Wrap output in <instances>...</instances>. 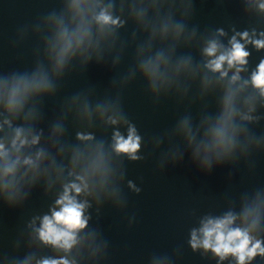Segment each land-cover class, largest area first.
<instances>
[{
  "label": "water",
  "instance_id": "95a60500",
  "mask_svg": "<svg viewBox=\"0 0 264 264\" xmlns=\"http://www.w3.org/2000/svg\"><path fill=\"white\" fill-rule=\"evenodd\" d=\"M179 1L0 0V143L8 160L17 153L11 147L17 128L30 141ZM102 8L120 24L101 28L95 16ZM67 38L73 44L58 67ZM41 78L47 89L37 91L32 82ZM18 86L20 103L9 112ZM3 164L0 159V170Z\"/></svg>",
  "mask_w": 264,
  "mask_h": 264
},
{
  "label": "clouds",
  "instance_id": "9594fccd",
  "mask_svg": "<svg viewBox=\"0 0 264 264\" xmlns=\"http://www.w3.org/2000/svg\"><path fill=\"white\" fill-rule=\"evenodd\" d=\"M258 7L261 11H264V3H260ZM95 21L101 28L107 25L120 24L119 18L113 19L108 10L104 8L95 16ZM219 34L224 35V32L220 31ZM237 35L240 37V40L234 35L229 41L230 47L228 48H225L216 40H210L203 50L204 55L209 58L205 65L206 68L213 73H219L221 79L227 77L230 70H235L229 81L230 85H235L241 79L240 73L248 63L250 53L246 51V45L252 44L257 50L264 49V33H261L260 39H255L254 33L253 36H249L248 32L237 33ZM82 39L83 37H80L76 40L77 47H79ZM241 40L243 43L240 42ZM72 44V38L65 40L64 47L58 59V67L62 65L64 55L71 49ZM149 70L154 73V66H149ZM248 83V81H244V84L240 87H246ZM32 84L37 91L47 89V83L42 78L39 81L34 80ZM251 85L259 91L261 96H264V60L252 72ZM24 87L26 88L27 85ZM19 91V86L13 89L7 104V110L9 112L15 111L17 105L20 103L18 99ZM233 97L234 93L229 91L225 99L226 115L224 125L231 119ZM110 122L112 124L118 123L116 119L112 118H110ZM5 123H9V121H5ZM224 125L218 127L215 132V143L222 150L231 147V141L227 138L226 127ZM92 138L90 134L86 136L78 134V139L81 140H91ZM112 139L114 141L112 147L117 155L125 154L131 160H137L139 158L136 156V152L140 148V137L137 135L134 126L129 125L127 138L122 136L119 131H116ZM38 142V137H32L31 141H29L24 135L23 130L17 128L15 130V136L11 140V147L18 153L26 144L31 143L35 145ZM41 156L42 153H37V160ZM8 157V150H6L3 143H0V159L4 160V177L13 175L16 171L17 164L21 162L18 155L11 162H9ZM23 164L33 168L36 167L31 158H25ZM72 174L74 173H70V175ZM76 180L79 183L73 182L63 186V194L56 200V205L59 210L53 208L51 210V216L45 215L42 218L40 228L36 230L39 239L44 244L51 245L64 252H68L73 248L77 243V233L87 226V219L84 217L86 204L78 202L76 197L88 190V184L84 176H76ZM235 219L236 217L229 213L222 218H209L202 222L199 233L193 230L191 234L190 243L193 250L197 248H203L206 251L211 250L221 261L228 256H232L236 259L237 264H246V261H251L257 255L264 256L262 241L250 235L252 227L255 226V221L253 220L252 226L249 228H240L233 227ZM247 219L248 215L245 216V220ZM38 264H70V262L67 259L60 258L44 259L39 261Z\"/></svg>",
  "mask_w": 264,
  "mask_h": 264
}]
</instances>
